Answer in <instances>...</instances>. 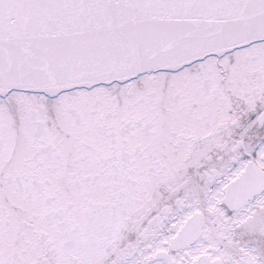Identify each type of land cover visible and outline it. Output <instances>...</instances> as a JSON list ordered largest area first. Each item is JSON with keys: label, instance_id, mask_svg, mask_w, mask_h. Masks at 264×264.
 Returning <instances> with one entry per match:
<instances>
[{"label": "snow or ice", "instance_id": "1", "mask_svg": "<svg viewBox=\"0 0 264 264\" xmlns=\"http://www.w3.org/2000/svg\"><path fill=\"white\" fill-rule=\"evenodd\" d=\"M0 264H264V0H0Z\"/></svg>", "mask_w": 264, "mask_h": 264}]
</instances>
